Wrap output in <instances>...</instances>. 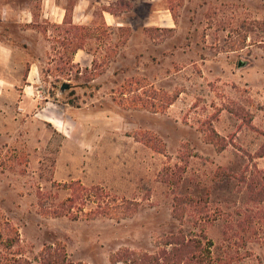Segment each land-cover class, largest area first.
Listing matches in <instances>:
<instances>
[{"label":"rangeland","instance_id":"374dc122","mask_svg":"<svg viewBox=\"0 0 264 264\" xmlns=\"http://www.w3.org/2000/svg\"><path fill=\"white\" fill-rule=\"evenodd\" d=\"M97 1L93 24L67 26L71 45L47 59L61 77L40 90L57 105L22 107L20 88L0 94V212L19 230L15 250L42 264L41 252L62 243L75 263L130 264L126 251L156 253L183 231L212 241L214 264H264L255 158L264 144V28L255 24L264 0H173L175 14L169 0ZM103 11L123 27L107 26ZM77 45L94 56L92 69L71 63ZM64 83L72 87L61 92ZM74 181L139 207L121 220L90 219L91 203L77 220L42 215L38 194L64 200L63 184ZM175 196L192 199L181 219ZM12 258L4 253L3 264Z\"/></svg>","mask_w":264,"mask_h":264},{"label":"crops","instance_id":"0c3cea01","mask_svg":"<svg viewBox=\"0 0 264 264\" xmlns=\"http://www.w3.org/2000/svg\"><path fill=\"white\" fill-rule=\"evenodd\" d=\"M96 4L99 1L0 0V94L20 88L22 107L39 105V100L48 106L57 105L40 90L48 83L47 79L55 83L61 77L58 73L52 74L58 70H53V63L47 59L53 52L61 56L60 52L67 48L64 46L67 26L84 29L93 24ZM103 15L107 26L123 27L111 12L103 11ZM71 63L89 70L94 56L82 47L73 53ZM54 115L49 116L50 123L55 120ZM56 121L60 122L58 118ZM259 166L264 169V158H259Z\"/></svg>","mask_w":264,"mask_h":264},{"label":"trees","instance_id":"16d2710c","mask_svg":"<svg viewBox=\"0 0 264 264\" xmlns=\"http://www.w3.org/2000/svg\"><path fill=\"white\" fill-rule=\"evenodd\" d=\"M183 2L184 0H179L180 5ZM177 8L173 0H169V10L173 14L176 13ZM255 24L256 27L264 28V21H256ZM69 45L71 43L64 42V46L68 47ZM82 47V45H77L73 52H77ZM77 77L79 76L77 75ZM137 86V91L143 88L140 83H137ZM53 96L56 97V94L53 93ZM148 143L150 144V142ZM226 145L223 142L220 149H224ZM155 149L161 154H166V147L161 141L159 147ZM255 158H264V144L255 154ZM63 187L69 189L70 195L58 202L51 200L52 196L50 194L42 192L38 194V203L42 215L51 218L70 217L77 220L80 217V212L84 211L82 209L83 206L91 203L93 204L92 209L87 213L90 219L98 216H107L121 220L133 215L139 207L138 202H131L125 199L121 201L119 199L107 200L104 190L98 187L87 188L80 181L63 184ZM263 196V192H258L256 194V201H264ZM191 200L188 199V202H186L185 198L175 196L173 212L175 218L181 219L184 216L186 211L185 205L190 204ZM20 243L19 230L9 220L5 219L4 215L0 212V264H3L2 258L4 253H10L15 257L8 264H33L32 261L23 257L19 251L15 250L20 246ZM160 244V250L156 253L126 251L122 260L130 262V264H214L212 255L213 243L207 240L206 235L203 238H190L183 231H180L177 234L163 238ZM39 260L42 264H84L82 262L75 263L71 261L62 243H58L55 247H46L41 252Z\"/></svg>","mask_w":264,"mask_h":264},{"label":"water","instance_id":"95a60500","mask_svg":"<svg viewBox=\"0 0 264 264\" xmlns=\"http://www.w3.org/2000/svg\"><path fill=\"white\" fill-rule=\"evenodd\" d=\"M247 64L246 63H241L240 64V67H244V66H246ZM71 84H68V83H64L63 85H62V87H61V92H64V91H66L67 89H70V87H72V86H70Z\"/></svg>","mask_w":264,"mask_h":264}]
</instances>
